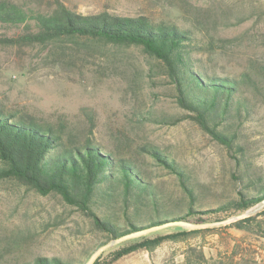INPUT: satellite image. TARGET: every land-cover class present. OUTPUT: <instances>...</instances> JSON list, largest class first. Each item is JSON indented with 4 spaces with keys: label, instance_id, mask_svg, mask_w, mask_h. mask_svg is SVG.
<instances>
[{
    "label": "rangeland",
    "instance_id": "1",
    "mask_svg": "<svg viewBox=\"0 0 264 264\" xmlns=\"http://www.w3.org/2000/svg\"><path fill=\"white\" fill-rule=\"evenodd\" d=\"M13 1L43 16H52L64 7L84 15H145L154 22L189 29L198 40L193 53L198 64L211 75L239 80L254 114L241 127L240 149H231L204 130L181 105L167 68L144 46L84 38L0 46L1 109L63 122L71 133L89 136L97 145L135 160L162 196L159 214L163 218L166 212L185 214L189 199L178 177L156 161L153 149L186 169L199 195L196 207L218 208L236 201L240 191L252 195L261 190L264 0ZM83 107L95 112L93 134L81 112ZM250 184L259 186L253 190ZM96 212L126 226L121 197L115 207ZM243 213L217 214L212 221ZM130 215L140 222L149 220L148 215L157 219L152 209L130 210ZM228 225L168 239L112 264H264V217L250 225V234ZM177 228L146 236L173 234ZM111 240L61 194H42L12 177L0 179V264H36L40 258L86 264L96 249ZM115 248L106 251L103 260Z\"/></svg>",
    "mask_w": 264,
    "mask_h": 264
},
{
    "label": "trees",
    "instance_id": "2",
    "mask_svg": "<svg viewBox=\"0 0 264 264\" xmlns=\"http://www.w3.org/2000/svg\"><path fill=\"white\" fill-rule=\"evenodd\" d=\"M69 38L144 46L165 65L177 87L181 105L195 115L193 119L222 144L240 149L241 127L254 114L251 100L239 80L211 75L202 64H198L199 60L193 56L198 40L191 30L177 24L154 22L145 15L127 17L109 12L84 15L64 7L52 16H43L24 9L13 0H0V46L46 44ZM81 112L91 125L90 134H93L94 110L83 107ZM151 154L159 165L178 177L189 199L185 214L166 212L164 218L161 217L162 196L135 160L97 145L89 136L71 133L63 122L54 123L28 112L0 108V162L3 164L0 179L12 177L42 194H61L91 217L109 239L173 221L213 222L217 214L243 213L264 199V184L261 183L262 188L256 194L240 191L236 201L218 208L196 207L199 195L186 169L159 149L151 150ZM257 186L250 184L248 187L254 190ZM118 197H121L124 227L96 212L98 208L115 207ZM142 209H152L157 219L148 215L147 219L152 220L140 222L130 215V210L139 213ZM260 217H264V209L228 226L250 234L253 232L250 225ZM219 220L223 218L216 217L214 221ZM219 228L221 226L187 231L178 227L173 234L130 240L111 250L108 260H103V254L95 264H112L133 252L152 249L168 239ZM36 264L67 263L40 258Z\"/></svg>",
    "mask_w": 264,
    "mask_h": 264
},
{
    "label": "water",
    "instance_id": "3",
    "mask_svg": "<svg viewBox=\"0 0 264 264\" xmlns=\"http://www.w3.org/2000/svg\"><path fill=\"white\" fill-rule=\"evenodd\" d=\"M264 209V199L259 202L257 205H255L252 209L248 210L247 212L240 214L238 216H234L231 218L219 220V221H213V222H208V223H193V222H188V221H173V222H167L162 225L158 226H152L149 228H145L136 232L128 233L123 236L117 237L112 239L111 241L101 245L98 249H96L90 258L88 259L86 264H95V262L108 250L124 243L130 240L138 239L141 237H144L146 235L158 232L162 229H165L167 227H179L187 231H193V230H200L204 228H209V227H216V226H221L225 224H230L232 222L244 219L246 217L255 215L262 211Z\"/></svg>",
    "mask_w": 264,
    "mask_h": 264
}]
</instances>
